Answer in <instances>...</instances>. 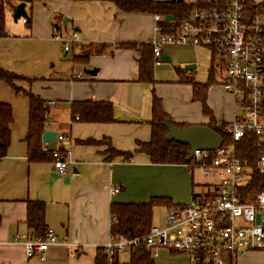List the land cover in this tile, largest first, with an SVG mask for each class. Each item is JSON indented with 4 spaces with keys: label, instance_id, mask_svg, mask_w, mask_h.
Returning <instances> with one entry per match:
<instances>
[{
    "label": "crops",
    "instance_id": "1",
    "mask_svg": "<svg viewBox=\"0 0 264 264\" xmlns=\"http://www.w3.org/2000/svg\"><path fill=\"white\" fill-rule=\"evenodd\" d=\"M30 10L32 25L26 27L24 34L21 30L17 34L8 30L9 36L0 37L1 66L28 75L15 64L14 46L19 44V38L58 46L61 41L54 39V34L72 30L80 38L71 45L74 53H90V60L88 64L76 63L77 69L62 70L48 78L35 76L39 80L33 83L32 90L36 85L33 92L47 100L50 109L46 129L58 131V137L48 146L65 151L69 165L61 175L53 162H29L24 141L27 129L11 139L7 155L0 160V264H96L98 247L111 238L112 202H148L153 196H169L174 203L185 205L195 193L203 192H196L199 184L190 179V174L198 170L188 165L155 164L142 152H135L131 161L124 162L121 156L110 159L107 143L80 141L110 139L119 151H133L139 142L150 141L153 90L161 97L172 121L191 125L206 124L210 119L204 115L201 102L193 99L192 86L178 81V73L174 82L157 78L155 67L168 60L164 53L155 59L156 83L152 85L139 80L140 54L136 50L116 49L113 55L106 53L108 48L92 52L95 43L147 42L156 35L154 14L124 12L114 0H45L35 2ZM64 17L69 18L66 26ZM191 61L184 59L182 63ZM89 69H96V74H88ZM214 88L217 87L212 86L209 91V106L219 122H231L235 115L233 95L223 88L227 98L223 104L219 101L213 105ZM84 100L113 102L116 121L90 123L74 119L71 103ZM0 101L7 102L1 96ZM193 102L199 107V114L195 113ZM14 125L15 113L12 132ZM60 135L66 138L60 139ZM28 198L45 202L46 222L59 240L50 246L44 260L28 256L24 244L14 241L19 235L30 236L26 224ZM160 208L162 219L158 224L162 225L166 207ZM168 253H159L156 264H189L186 256ZM243 256L240 261L238 257L236 264H251L255 257H263L264 264L262 251ZM129 259L128 253L116 257L120 264Z\"/></svg>",
    "mask_w": 264,
    "mask_h": 264
},
{
    "label": "built area",
    "instance_id": "2",
    "mask_svg": "<svg viewBox=\"0 0 264 264\" xmlns=\"http://www.w3.org/2000/svg\"><path fill=\"white\" fill-rule=\"evenodd\" d=\"M195 4L189 17L178 27L161 32L163 20L156 14V35L146 43L156 58L167 44L204 45L211 49L221 85L233 95L235 115L232 119L234 141L248 132L259 137L257 171L264 178V14L262 1L253 2V19L247 14L249 0H191ZM25 21V19H24ZM54 39L65 51L79 41L75 30L58 31ZM81 76V74H80ZM58 137V136H57ZM60 139L66 138L64 135ZM49 148L46 143L44 149ZM55 170L64 175L69 165L67 153L54 149ZM192 170L212 177L208 190L195 196L189 204L165 209V224H154L142 238L113 237L103 245L110 264L121 253H133L141 245L154 258L165 248L184 255L189 264H228L251 251L264 252V189H248L252 169L247 160L236 156L234 145L216 150L194 152ZM118 191V189H115ZM28 256L46 258L51 245L59 243L52 228L38 239L19 235ZM231 256V257H230Z\"/></svg>",
    "mask_w": 264,
    "mask_h": 264
},
{
    "label": "trees",
    "instance_id": "3",
    "mask_svg": "<svg viewBox=\"0 0 264 264\" xmlns=\"http://www.w3.org/2000/svg\"><path fill=\"white\" fill-rule=\"evenodd\" d=\"M45 0H0V37H7L10 32L7 29L8 9L14 11L17 5L25 2L28 8V16L25 19L27 27L32 25L31 7L35 2ZM119 9L124 12H148L154 15L159 14L164 17L163 20L157 22L161 27V32L170 31L178 27L185 21L195 4L193 2H175L173 0H114ZM200 1V0H199ZM246 14L253 19L255 8L253 2L249 0ZM260 7L264 14V0ZM174 16V19L168 20L166 17ZM60 23V21H59ZM61 24V23H60ZM60 27L59 25H57ZM56 27V30H59ZM113 55L116 49H134L140 54L139 73L141 82L155 84L154 64L155 55L151 45L146 42H117V43H95L92 45V52H103ZM74 63L88 64L90 53L81 54L74 53ZM179 74V82L190 84L193 90V99L198 100L202 104V110L205 116L209 117L206 123L213 130L220 133L224 139V147L234 145L236 156L239 159L247 160L253 173L248 184V189L262 190L264 189V178L257 171V154L259 137L252 132H248L239 141H234L231 123L228 121L219 122L213 110L209 106L208 96L210 88L216 83L215 70L212 66L210 69V78L207 82H200L195 79L191 72L184 71L180 67H176ZM39 80L37 77H28L13 71H10L0 65V81L8 84L16 93H23L28 97V127L24 137L27 144V155L29 162H54L52 148L44 149L45 144L42 141V135L46 130L47 122L50 120L49 111L46 106L47 100L32 91L31 86ZM115 105L111 101L84 100L73 101L71 103L72 117L83 122L90 123H106L114 122ZM166 120H171L169 114L163 107L161 97L153 90L152 94V117L149 121L151 124V139L147 142H139L138 147L133 151H119L112 145L110 139L101 141L88 140L80 141V143H107L108 158L121 156L122 161H131L135 152H142L150 156L151 161L155 164H185L192 165L188 161L190 147L187 144L167 140ZM174 122V121H172ZM14 123V111L10 103L0 101V160L7 153L12 139V124ZM178 127L189 126L187 123H176ZM199 194H194L198 196ZM27 213L26 224L30 230V237L44 239L49 228L46 222V204L41 200L26 199ZM177 207L181 204L174 203L169 196H153L148 202H112L110 204L111 226L110 235L120 238H142L147 235L151 227L154 225V209L156 207ZM231 257V256H230ZM96 264H110V260L105 253L103 246L98 247L95 257ZM114 264H120L115 261ZM126 264H156L155 258L145 245L138 247L130 254V259ZM228 264H236L235 259L230 258Z\"/></svg>",
    "mask_w": 264,
    "mask_h": 264
},
{
    "label": "rangeland",
    "instance_id": "4",
    "mask_svg": "<svg viewBox=\"0 0 264 264\" xmlns=\"http://www.w3.org/2000/svg\"><path fill=\"white\" fill-rule=\"evenodd\" d=\"M185 1L189 2L191 0ZM13 12L14 11H12L11 8L8 9L7 29L15 34H17L18 30H21L22 34H24V30L27 29V26L23 21L24 19L22 17L16 21L14 19ZM19 41V44L14 46V53L17 55L15 62L16 68L23 70L24 73L28 75L23 73L19 74L31 77L37 76L42 78L43 76L44 78H48L49 76L57 75V73H60L62 70L70 71L72 68H78V66L75 65L76 63L73 62L72 57L74 55V50L72 49V46L65 55L64 53L66 51L62 42H58V46H56L52 42H32V39L27 40L24 38H19ZM59 43H61V45ZM162 50L168 57V60L164 65L159 66L158 68L155 67L157 78L165 82H174L175 78L177 77L176 67L184 69L187 63H182V61L184 59H192L189 64H195L196 67L188 70V72H191L197 81L207 82L210 78V69L213 66L216 76V83L213 85V87L216 86L217 88H214L215 94L212 95L213 103L211 104L214 105L215 102L218 103L219 101L223 104L222 100L227 97L225 94H223L226 92L221 85L222 75L216 71V61L213 59L212 52L209 47L204 45L167 44L162 47ZM174 62L177 65H175ZM35 87L36 85H34V91H36ZM179 94L183 98V92L180 91ZM0 96L2 99L12 104L13 111L15 113V125L12 132V139L18 138L23 130L27 129L28 126V97L22 93H13L11 87L5 82H0ZM214 97H216V100H214ZM193 107L197 108V110L195 109V113L200 110L199 107L194 104V102ZM190 179H193L195 183L199 184V186H195V189L196 192L201 193L208 190V184H210L209 181L212 179V177H205L201 174V172L197 171L194 173V175L190 174ZM190 202L191 201H188L186 204H189ZM161 216V208L156 207L154 209V218L156 224L160 223V220L162 219ZM162 252L166 253L167 255L169 254V250L165 248L160 250V253ZM243 257L245 256L240 255L239 261ZM262 259L263 257L260 259L255 257L252 259L251 264H262Z\"/></svg>",
    "mask_w": 264,
    "mask_h": 264
},
{
    "label": "water",
    "instance_id": "5",
    "mask_svg": "<svg viewBox=\"0 0 264 264\" xmlns=\"http://www.w3.org/2000/svg\"><path fill=\"white\" fill-rule=\"evenodd\" d=\"M175 2H183L184 0H173ZM14 19L17 21L19 18H26L28 13L26 11V3L21 2L17 5L13 12ZM168 20L174 19V16L166 17ZM69 21L68 17L63 18V25L66 26ZM195 64H187L184 71L195 68ZM90 75H95L96 69H89L86 71ZM49 111V105L46 106ZM167 126V140L176 141L189 145L190 151L188 155V161H190L194 155L195 150H216L224 144V139L220 133L213 130L207 124H191L189 126L178 127L171 120H166ZM58 136L57 130L46 129L42 135V141L44 144H50Z\"/></svg>",
    "mask_w": 264,
    "mask_h": 264
}]
</instances>
